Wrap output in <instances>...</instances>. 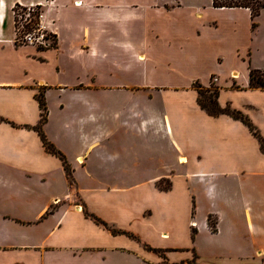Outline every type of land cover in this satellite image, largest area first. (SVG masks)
Wrapping results in <instances>:
<instances>
[{
    "label": "crops",
    "instance_id": "0c3cea01",
    "mask_svg": "<svg viewBox=\"0 0 264 264\" xmlns=\"http://www.w3.org/2000/svg\"><path fill=\"white\" fill-rule=\"evenodd\" d=\"M16 5L54 47L16 42ZM254 22L211 0H0V264H264V152L194 87L214 76L264 140Z\"/></svg>",
    "mask_w": 264,
    "mask_h": 264
},
{
    "label": "trees",
    "instance_id": "16d2710c",
    "mask_svg": "<svg viewBox=\"0 0 264 264\" xmlns=\"http://www.w3.org/2000/svg\"><path fill=\"white\" fill-rule=\"evenodd\" d=\"M211 5L213 7H224V8H229V7L248 8L250 11V14H251L252 27L254 28L256 25L254 22V19L259 15L261 9L264 8V0H211ZM15 8L21 9V11L24 13L27 12L28 9H27V7L19 6V5H16L14 7V21H15V28H17L16 27ZM34 8L35 9L29 8L28 22L27 23L25 22L23 24V27H24L23 31L25 30V33L31 31L35 26V23L37 20L36 17L38 14V9H40V6L36 5V6H34ZM22 15H24V14H22ZM16 32H17V30H16ZM50 36L54 39L53 44H51L50 46L37 45V47L39 49H43L45 47H54L55 43H56L55 36H53V35H50ZM16 42L20 43L17 40V37H16ZM194 87L198 93L197 103L201 109H203L210 116H217L220 114H225V115H228L235 120H239L240 122H242L248 128V130L251 132V134L257 139L261 151L264 152V140L261 137L257 128L251 122V120L242 111L237 110L235 108H232L229 104H226L224 107H222L218 104L217 97H218L219 89L215 84L210 82V84L207 87H203L199 83L195 82ZM234 87L239 88V86H236V85ZM247 87L264 90V69L261 70V69H256V68H252L249 66ZM36 98H37L38 105L40 108V118H39L37 125L34 126L33 128L37 131L45 150L47 152L57 156L62 161L64 168L67 172V175L70 176L69 167L66 164L64 156L61 154V152L59 150H57L53 146V144H51L46 139V137H45V135L41 129V126L46 119V106H45V102L43 100L42 93L37 94ZM164 188H167V186L165 185ZM83 212H84L86 217H88V218L92 219L94 222L106 227L108 230H110V232H112V233L119 232L118 230L108 226L101 219H99L96 216H94L93 214L89 213L87 210H83ZM212 229H214L213 225H212ZM120 233L126 234L127 236H129L131 238L137 239L135 236H133L129 232L120 231ZM146 247L148 249L153 250V251H159L157 249H153V248H150L148 246H146Z\"/></svg>",
    "mask_w": 264,
    "mask_h": 264
},
{
    "label": "built area",
    "instance_id": "2783aa9c",
    "mask_svg": "<svg viewBox=\"0 0 264 264\" xmlns=\"http://www.w3.org/2000/svg\"><path fill=\"white\" fill-rule=\"evenodd\" d=\"M29 8L34 9V6L27 7L28 11H29ZM40 10H38V14H37V17H36L37 20H36L34 28L31 31L26 32L20 39L17 38V40L20 43H33V44L41 45V46H50L51 45L49 43V38H48L51 34H49L47 32V30H45V27H44V25L42 24V21H41V16H42V8H41V6H40ZM28 11L25 12V14H26L25 21H26V23L28 22V17H29V12ZM15 34H16V32H15ZM213 79L216 80L215 77Z\"/></svg>",
    "mask_w": 264,
    "mask_h": 264
},
{
    "label": "rangeland",
    "instance_id": "374dc122",
    "mask_svg": "<svg viewBox=\"0 0 264 264\" xmlns=\"http://www.w3.org/2000/svg\"><path fill=\"white\" fill-rule=\"evenodd\" d=\"M35 9V8H34ZM38 10H40V9H38ZM41 11V10H40ZM22 14H24V15H22ZM15 16H16V27L17 28H15V32H16V30H17V32H16V37L18 38V39H20L24 34H25V30L23 31V29H24V27H23V24L26 22L25 21V17H26V14L24 13V12H22L21 11V9H19V8H15ZM260 33V37L262 38V37H264V24H262V25H260V31H259ZM49 38V43L50 44H53V38L51 37V36H49L48 37ZM251 67V66H250ZM253 68V67H252ZM214 78V76L211 78V81L210 82H212L213 84H215L216 83V80L215 79H213ZM258 101H260V99H258ZM249 118V117H248ZM250 119V118H249ZM251 120V119H250ZM252 122V121H251ZM254 125V124H253ZM255 126V125H254Z\"/></svg>",
    "mask_w": 264,
    "mask_h": 264
}]
</instances>
